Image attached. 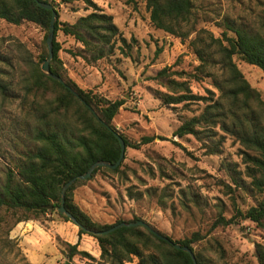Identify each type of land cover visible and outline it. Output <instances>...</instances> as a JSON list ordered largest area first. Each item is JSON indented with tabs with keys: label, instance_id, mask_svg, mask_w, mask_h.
I'll use <instances>...</instances> for the list:
<instances>
[{
	"label": "rangeland",
	"instance_id": "374dc122",
	"mask_svg": "<svg viewBox=\"0 0 264 264\" xmlns=\"http://www.w3.org/2000/svg\"><path fill=\"white\" fill-rule=\"evenodd\" d=\"M46 1L56 7L60 24H73L94 11L82 2ZM260 1L192 0V15L182 28L189 34L183 38L154 28L146 0H92L101 13L112 17L131 45L126 55L116 50L93 63L80 57V43L61 31L56 33L66 79L107 100L124 101L111 124L129 144L144 137L153 139L138 149L126 147L118 172L102 167L76 184L73 202L94 222L104 226L138 218L172 241L198 233L202 238L192 244V250L204 264H258L255 247L264 248V227L240 218L225 227L213 224L220 216L228 220L236 216V210L244 213L255 206L264 196V185L254 183H264V178L245 163V149L239 142L217 129L213 138L175 136L181 123L199 115L205 105H163L158 94L166 90L153 78L170 67L189 74L193 95L217 97L212 78L192 77L199 64L193 41L209 34L220 37L225 22L253 21ZM45 34L33 23L12 25L0 20V78L10 84L7 95L0 94V183L6 167H13L35 147L32 134L54 95L48 89L29 92L23 88L32 82L35 64L41 72ZM234 61L264 100V72L238 57ZM23 218L19 211L0 209V264H31L23 242L34 236L30 235L33 230L51 235L36 254L37 264H103L98 259L69 261L60 253L67 242L76 240L78 228L57 211L18 222ZM20 223H27V230L14 232ZM87 242L86 250L98 258L92 251L96 242Z\"/></svg>",
	"mask_w": 264,
	"mask_h": 264
},
{
	"label": "trees",
	"instance_id": "16d2710c",
	"mask_svg": "<svg viewBox=\"0 0 264 264\" xmlns=\"http://www.w3.org/2000/svg\"><path fill=\"white\" fill-rule=\"evenodd\" d=\"M39 1L50 4L46 0ZM62 1L82 2L94 11L80 17L73 24H60L58 20L55 22L50 71L59 76L65 85L40 72L38 64H35L30 85L23 84V88L29 92L48 89L54 95L32 134L35 147L25 152L13 167H6L0 183V209L21 212L24 218L18 222L37 220L53 211L59 214L61 190L68 181L85 174L98 161L115 164L120 155L116 134L123 139L126 147L133 149L153 140L144 137L136 144H129L111 124L124 101L107 100L91 91L78 88L74 82L66 79L58 55L60 45L55 41L58 31L80 43L82 50L79 55L87 63L112 56L116 50L126 55L131 51V45L121 36L112 17L101 13L92 0ZM146 7L154 28L183 38L188 36L189 33L183 32L182 28L192 15V0H146ZM259 7L253 21L241 18L225 22L220 37L214 38L209 34L193 41L199 64L192 77L212 78V84L219 93L217 97L193 95L189 87V74L172 71L170 67L158 71L153 79L166 90L165 93L158 94L163 105H205L199 115L181 123L174 132L175 136L213 138L216 135L213 131L217 129L239 142L245 149L242 152L245 163L264 178V100L251 87L234 61L238 57L247 65L264 72V0L259 2ZM51 14V10L40 7L34 0H0V20L12 25L33 23L46 32L41 61L48 58L46 38ZM9 85L0 78L2 96L7 95ZM86 105L97 114L99 120ZM119 167L112 171L118 172ZM100 168L102 167L97 168L92 175ZM81 181L77 180L65 194V209L82 227H77L76 242L66 243L61 250L69 261L78 258L94 262L98 259L103 264H193L189 254L173 248L142 226L122 227L108 234H98L124 221L118 220L112 225L103 226L80 210L73 202L72 192ZM254 185L261 187L264 183L257 180ZM50 205L52 209H48ZM59 216L71 222L65 215ZM237 218L264 227V196L244 213L236 210V216L228 220L220 216L213 226L225 227L235 223ZM138 220L140 219L133 218L128 222ZM201 238L198 233H194L189 238L173 242L188 247L193 252L192 244L199 242ZM88 239L96 242L92 251L98 258L86 250ZM255 254L258 264H264V248L261 245H256ZM194 257L196 264H204L199 256L194 254Z\"/></svg>",
	"mask_w": 264,
	"mask_h": 264
},
{
	"label": "water",
	"instance_id": "95a60500",
	"mask_svg": "<svg viewBox=\"0 0 264 264\" xmlns=\"http://www.w3.org/2000/svg\"><path fill=\"white\" fill-rule=\"evenodd\" d=\"M40 7L46 9V10H51L52 11V14H51V20H50V24H49V29H48V34H47V38H46V44H47V48H48V58L46 60H44L42 62V65H41V72L43 74H45L46 76L56 80L57 82L65 85L64 81L59 77V76H56V75H53L50 71V62L51 60L53 59V39H54V28H55V22L57 20V12H56V7L55 6H52L50 4H46L44 2H41L39 0H34ZM69 88V87H67ZM71 90V89H70ZM72 91V90H71ZM73 92V91H72ZM76 96L77 94L74 93ZM83 102V101H82ZM83 104H85L83 102ZM87 106V105H86ZM88 109L91 110L92 114L96 117L97 120H99L97 114L89 107L87 106ZM119 144H120V155H119V158L118 160L116 161L115 164H111V163H108V162H105V161H98L96 163H94L93 165L90 166V168L88 169V171L81 175V176H78V177H75L73 179H71L70 181H68L63 187H62V190H61V206L59 207L58 209V212L59 214L61 215H65L71 222H73L78 228H82L78 223L77 221L75 220V218L71 215V213H69L65 207H64V202H65V194L66 192L68 191L69 188H71L73 186V184L77 181V180H87L91 177L92 173L99 167H105V168H108V169H111V170H114L116 168H118L123 159H124V155H125V149H126V146H125V143L123 141V139L118 135L116 134L115 135ZM52 205H50L48 207V209H52ZM137 226H142V227H145L147 228L152 234H154L157 238H159L160 240L164 241V242H167L168 244H170L171 246H173V248L177 249V250H181L183 252H186L187 254H189V256L191 257L192 261H193V264H196V260H195V257H194V254L193 252L188 248V247H183V246H180L179 244H176L175 242H173L172 240H170L168 237L158 233L157 231L153 230L147 223H145L144 221L142 220H138V221H135V222H122L120 224H117L113 227H111L110 229L106 230V231H102V232H99L98 234H108V233H111V232H114L116 231L117 229L119 228H122V227H127V228H130V227H137ZM66 264H69V263H66Z\"/></svg>",
	"mask_w": 264,
	"mask_h": 264
},
{
	"label": "crops",
	"instance_id": "0c3cea01",
	"mask_svg": "<svg viewBox=\"0 0 264 264\" xmlns=\"http://www.w3.org/2000/svg\"><path fill=\"white\" fill-rule=\"evenodd\" d=\"M30 227H33V226H30ZM22 229L23 230L24 229L27 230V223L17 224L14 232L18 233ZM30 235H34L37 238H35L34 236L33 237H30L29 236L28 237L29 238L28 240L26 238H24V242L23 243H24V245L25 244L26 245L23 246V250H24L26 256L28 257L29 262L31 264H37L38 260H37L36 254L42 248V246H43V244H44L45 241H48V240L51 241V235H47L46 233H44V234H42V233L37 234L36 233V230L31 231V234ZM75 242H76V240L74 242H67V243L74 244ZM21 244H22V242H21ZM61 250H62V248H60V253H61Z\"/></svg>",
	"mask_w": 264,
	"mask_h": 264
}]
</instances>
